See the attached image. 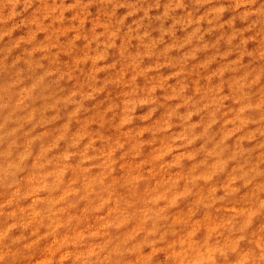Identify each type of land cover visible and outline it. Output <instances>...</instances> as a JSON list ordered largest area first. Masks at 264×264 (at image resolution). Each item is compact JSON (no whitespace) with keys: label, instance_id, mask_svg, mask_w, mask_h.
<instances>
[{"label":"rangeland","instance_id":"rangeland-1","mask_svg":"<svg viewBox=\"0 0 264 264\" xmlns=\"http://www.w3.org/2000/svg\"><path fill=\"white\" fill-rule=\"evenodd\" d=\"M220 2L214 0V4ZM21 8L24 11L14 19L26 17L28 27L16 26L9 36L23 35L15 43L28 46V59L15 55L16 63L9 68L16 50L7 49V58L0 56V85L20 75L24 65L43 70L44 76L58 75L61 83L67 80L73 85L72 96L77 95V80L86 75L85 68L91 73L86 78L92 86L82 101L86 117L80 118L77 108L62 128H56L59 118L46 119L47 113L41 110L39 124L25 132L26 151L21 159L31 158L32 169L38 174L0 183V241L11 238L13 243L23 244L24 251L33 253L27 257L31 264H89L92 257H101L109 249L97 264H184L183 250L193 244H197L198 256L194 264H264L256 255L264 249V121L245 118L251 105L239 107L241 101L230 99L226 85L220 83L243 61L246 46L257 43L256 37L241 39L249 29L239 34L226 32L232 21L225 24L221 9L213 4L193 11L160 0L151 11H136L132 0H21L17 11ZM157 12L164 17L179 15L172 16L166 30L163 24L155 29L158 39L141 31L134 41L120 46V40L110 45L109 51L116 48L123 57L133 46L138 49L149 41L143 47L151 56L171 37L162 55L169 63L184 66L187 82H174L179 80V72L149 78L164 67L162 63L146 69L133 63L131 74L127 69L116 72V64L105 67L108 53L75 55L82 41L95 48L105 34L114 39L115 31L109 33L110 23L104 22L106 16L109 21L119 16L117 23L122 28L134 17ZM177 23L184 26L179 40ZM237 41L239 59L221 63L237 54L230 51ZM258 43L264 45V39ZM178 46L181 50L191 48L182 60L169 55ZM256 51L260 52L259 46ZM260 79L256 77V81ZM83 84L81 78L79 86ZM236 84L235 79L227 81L229 93ZM188 92L202 95L204 100L219 97L211 100L217 110L208 116L201 114L198 121L193 112L178 116L192 99ZM157 93H170L164 99L176 106L167 108L154 122L152 112L136 116L134 105L156 103ZM140 94L145 95L131 99ZM229 102L231 109L225 106ZM203 108L207 111L209 104L204 103ZM261 108L264 96L256 103V110ZM36 116L29 113L25 120L31 123ZM177 118L180 123L173 122ZM73 124L77 125L74 133ZM70 133L66 150L49 158ZM37 145L38 153L33 156ZM81 145L82 151L68 150ZM74 158H78L75 164L71 162ZM14 167L18 173L23 171L19 164ZM97 188L106 195L94 200ZM56 192L59 194L54 195ZM73 197L79 199L72 201ZM46 198H53V204L43 209Z\"/></svg>","mask_w":264,"mask_h":264},{"label":"clouds","instance_id":"clouds-1","mask_svg":"<svg viewBox=\"0 0 264 264\" xmlns=\"http://www.w3.org/2000/svg\"><path fill=\"white\" fill-rule=\"evenodd\" d=\"M32 2H35V0H32ZM159 2L160 0H155L154 3H149V0H132V3L136 5V11L141 9L151 11L153 8L159 6ZM20 3L21 0H0V44H4L3 47H0V56L7 58V49L16 50L8 61L9 68L14 67L16 63L15 55H21L22 58L28 59L26 56V53L29 50L28 46L25 45L18 47L15 43V41L19 40L23 35H19L18 38H13V35L9 36V33H12L16 26L23 25L25 28L28 27L26 17L19 21L14 19V17L19 16L20 13L24 11L23 8L17 11V5ZM25 3H27V0H25ZM175 3H179L181 8L191 7L193 11L202 8L203 4H213V6H218L223 14L224 23L227 24L228 21H232V28H226V32L234 30L239 34L244 29H249L241 39H251L252 37L257 38V43H249L246 46L244 49L245 58L241 63L236 64L234 72L233 70H229V73L222 78L220 83L226 85L225 94L229 95L230 99L238 98L241 101L239 107L248 108L249 105H251L245 118H249L250 122H255L257 120L264 121V108H261L259 111L256 110L257 101L264 96V55H261V53H264V45H259L258 43L260 40L264 39V0H222V2L218 4H214V0H191L190 4H186L185 0H168L169 5L174 6ZM117 6L119 5L117 4ZM111 10V7L107 9L109 15L111 14ZM129 11H131V9ZM204 11H207V9H204ZM126 14L127 13H122V15ZM175 15L179 14L172 13L169 17H164L157 12L154 16L134 17L133 20H130L122 28L117 23L120 18L119 16L112 21H109L106 16L104 22L110 23L108 32L115 31L118 33V37L110 39L109 35L105 34L102 41L96 42L95 48L86 47L87 42L82 41L80 48L75 51V55L80 56L85 52L89 55L108 53L105 67H110L112 64H116V72L127 69L131 74H134L130 67L133 63L143 65L145 69L149 66L154 67L156 63H162L164 67L152 72L149 78H153L157 74L167 76L176 75V73L179 72V80L174 82L178 83L180 80L187 82L188 77L185 74L184 66L179 63L173 65L168 62V57L162 55L164 49L168 47L169 43H171V37L166 38L163 44L154 49L151 56L147 55L143 47V44H147L149 41H144L138 49L133 46L123 57L118 55V50L116 48H112L109 51V46L119 43L120 40L127 42L131 39L134 41L137 36L141 35V31H149L152 33L153 40L158 39L159 33L156 32L155 29L160 28L163 24L166 30L167 26L173 22L172 16ZM211 19L215 20L216 17L213 15ZM9 21H12V23H9ZM216 26L219 27L220 25L217 24ZM129 28H131L132 33L131 38H129L127 32V29ZM175 32L176 39H182L184 35V26L177 23ZM154 33H158V36H154ZM178 33H182L183 35L178 36ZM84 34L86 35L87 33ZM6 36H8L7 43H4ZM196 46L202 47V45ZM258 46L260 47V52L256 51ZM188 51H191V48L181 50L178 46L177 49L173 50L169 55L171 57H178L182 60L183 56ZM221 51H224L223 47ZM230 51L237 54L222 59L220 61L221 63L231 64L239 59V41L232 46ZM137 52L139 53L138 55ZM248 52H252L253 55L248 56ZM20 67L23 69L20 75L9 80L4 85H0V183H12L14 178L22 179L23 176L29 174H38L32 169L33 160L31 158L23 160L21 159V155L26 151L24 148V134L26 131L32 132L33 128L39 124L41 110L47 113L45 117L46 119H53L54 117L59 118L54 125L56 128H62L63 124L67 122V117L71 112L76 111L77 108L80 109V118H84L88 115V113L84 111L85 105L82 103L84 95L89 94V89L92 86L91 82L86 78V75H91L86 68L84 69L86 75L78 77L77 86L75 88L77 95L72 96L71 91L73 90V85L67 80L61 83L58 75L44 76L43 70L35 71L33 69L25 68L24 65H21ZM47 67V62H45L44 69H47ZM212 67L215 68L216 65H213ZM257 76L261 78L260 81H256ZM81 78L84 80L83 87L79 86V80ZM233 79L237 81V84L236 87L232 89V92L229 93L227 90V81ZM17 80L20 81L19 84H17ZM24 81H27V83H24ZM138 83L143 84V81H139ZM167 94L170 93H157V102L147 106L137 103L134 105L135 115L142 116L146 115L148 112H152L153 116L151 121L154 122L159 119L167 108H174L176 106L175 104H170L164 99V96ZM144 95L145 94H140L131 97V99L139 100ZM188 95L192 96V99L189 104L178 113V116L184 115L187 112H193L196 114V120L198 121L201 114L203 116H208L211 112L217 110L216 106L212 105L211 100L219 99V97L213 96L209 98V100H204L202 95H193L191 92H188ZM180 103H182V101H180ZM204 103L209 104V109L207 111L203 108ZM225 106L229 109L233 107L230 102ZM87 107L90 108L91 105H88ZM32 112L37 114L36 119L31 123H28L25 120V117ZM115 115H119V113H116ZM134 122L137 124L140 122V125L144 126L141 121ZM173 122L180 123L178 118ZM76 130L77 125L73 124L71 132L74 133ZM161 135H171V133H162ZM70 136L71 133L69 134V139L65 140L58 146L57 151L49 154V158L60 155L66 150L67 145L70 142ZM28 138L31 139L32 137ZM38 147L39 146L37 145L33 149V156L38 153ZM82 148L83 145L68 150L79 152L82 151ZM71 162L73 164L77 163L78 158H74ZM17 164H19L20 168L23 170L22 172H17L16 167H14ZM117 175H120V173L117 172ZM68 179H70V177H68ZM48 183L52 184L53 181L49 180ZM77 187H79V185H77ZM96 191L97 196L93 197L94 200L103 198V196L106 195L101 188H97ZM58 194V192L54 193V195ZM42 195L47 196L48 193H43ZM78 199L79 197H73L72 201H77ZM161 227L163 230V226ZM172 239H174V237ZM183 251L185 253L182 257L184 264H194V261L198 259L197 249L185 248ZM108 252H110V249L106 250L101 257H92L89 260V264H97V260L103 259ZM31 255H33V253L24 251L23 244L13 243L11 238L5 241H0V264H31V262L27 260V257ZM256 255L258 260L264 261V249ZM169 264H172V262H169ZM177 264H179V262H177Z\"/></svg>","mask_w":264,"mask_h":264},{"label":"bare ground","instance_id":"bare-ground-1","mask_svg":"<svg viewBox=\"0 0 264 264\" xmlns=\"http://www.w3.org/2000/svg\"><path fill=\"white\" fill-rule=\"evenodd\" d=\"M106 1V3H108L109 2V0H105ZM231 27H232V25H231ZM129 33V38H131V29H130V31L128 32ZM207 34H208V31L206 32V36L205 37H207ZM118 37V33L117 32H115V34H114V39L115 38H117ZM130 40V39H129ZM121 45H125V41H123V40H121V44H120V46ZM52 204H53V198H46V199H44V201L42 202V205H43V209H47L48 207H50V206H52ZM189 248L190 249H192V248H196L197 249V244H193V245H189ZM161 251V248L159 249V252ZM195 262V261H194Z\"/></svg>","mask_w":264,"mask_h":264}]
</instances>
